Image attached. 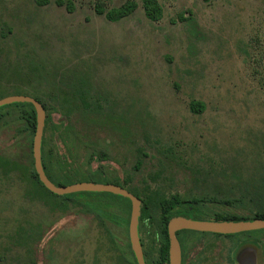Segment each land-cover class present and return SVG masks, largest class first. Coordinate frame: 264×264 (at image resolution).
<instances>
[{
  "label": "rangeland",
  "instance_id": "1",
  "mask_svg": "<svg viewBox=\"0 0 264 264\" xmlns=\"http://www.w3.org/2000/svg\"><path fill=\"white\" fill-rule=\"evenodd\" d=\"M99 1L112 8L127 0H0L2 26L12 29L2 42L0 97L50 100L75 88L99 100L113 122L99 133L101 140L108 136L103 148L91 145V164L110 177L130 176L127 188L140 197L148 187L217 200L240 188L261 190L264 0H159L158 21L146 16L141 0L131 15L110 21L96 12ZM192 100L202 101L204 111L192 112ZM1 114L0 154L28 164L24 122L13 107ZM52 119L66 122L58 111ZM93 196H54L17 173L0 174V264H128L127 200L108 192L99 195L108 204L99 206ZM207 207L192 218L239 211ZM101 208L108 211L105 226L95 216ZM202 236L213 246L200 264H230L238 240L263 238L264 229ZM246 253L241 264H264L262 248Z\"/></svg>",
  "mask_w": 264,
  "mask_h": 264
},
{
  "label": "trees",
  "instance_id": "2",
  "mask_svg": "<svg viewBox=\"0 0 264 264\" xmlns=\"http://www.w3.org/2000/svg\"><path fill=\"white\" fill-rule=\"evenodd\" d=\"M38 3H47L49 0H36ZM142 6L146 16L152 21H158L163 17L164 8L159 0H141ZM58 4L62 5L63 0H58ZM138 8V3L134 0H127L123 4L117 7L107 8L103 2H97L95 9L99 15H104L110 21H119L125 17L131 15ZM10 27L3 28L0 21V55L3 52L2 42L11 32ZM2 88V86L0 85ZM70 96V97H69ZM79 96V97H77ZM5 96H1L3 98ZM38 99L45 108L46 111V124L44 129L43 141H42V163L47 176L57 185L65 186L82 181H94L102 183H114L127 188L132 182V178L127 176L125 180L119 179L118 176L110 177L106 172L104 166H98L93 168L91 161L94 156V152L90 151L91 145L97 143L103 148L100 142L99 133L105 129H109L112 124L111 116L103 113L102 104L99 100H89L86 91H77L72 89L71 93L66 96H59L56 98L35 97ZM13 107L15 109V116L17 119L24 122L23 130L29 137V154L30 160L28 164H21L17 160L8 156L0 154V174L2 176H9L17 173L21 178L26 180L31 179L33 182H37L48 193L54 196H72L76 193L57 195L47 189L40 181L39 175L35 169L34 157H33V138L37 126V114L35 107L32 103L18 102L1 106L0 108L7 109ZM205 104L199 100H192L190 103V110L194 113H200L204 111ZM58 111L65 117L66 122L56 123L52 119V113ZM11 114V112H10ZM4 115H0V119ZM48 131H50L48 133ZM108 135V134H107ZM101 140L105 143L108 141V136H103ZM109 141L110 138H109ZM64 150L61 152L60 144ZM100 142V143H99ZM93 144V145H94ZM139 153L147 155V152H142L139 149ZM104 154V153H103ZM142 162L138 159L135 165V170L140 168ZM128 189V188H127ZM130 190V189H128ZM142 200L141 215L139 218V231L141 232L140 238L143 245V251L145 261L147 264H169V245L170 239L168 234V222L171 218L179 215H187L192 213H201L204 210H209V204H222L226 207L233 209H239V211L219 210L214 214L209 213V220H254L257 218L264 219V185L261 186V190L255 191L251 188L238 189L237 191H229L227 194L217 198L207 197H190L184 198L178 194L167 195L162 191L150 190V187L146 189ZM131 191V190H130ZM132 192V191H131ZM89 194H96L95 200H91L92 203L108 204L104 199L99 196L108 192H83ZM221 194V193H219ZM99 196V197H98ZM127 200L128 206L126 209L127 217L125 222L127 224V234L129 237V222L131 215V200L124 196L118 195ZM185 203H191L192 205L200 208L196 212L189 211L184 208ZM102 207V206H101ZM107 207V206H106ZM99 211V210H98ZM107 210L103 208L99 212L95 213V216L100 219L101 225H106ZM104 218V219H103ZM98 219V220H99ZM196 219H199L196 217ZM205 220V219H203ZM255 231L242 232L238 234H219L212 233L216 237L223 236H235L245 233H253ZM142 233L146 235V238L142 236ZM207 232H199L194 230H180L177 232L178 238H180L182 245V258L183 264H185L188 255L198 247L199 244H206L210 240L203 239L202 234ZM28 239L33 240L34 235L32 232H28ZM257 242V246L264 248V237L251 239ZM128 247L132 253L133 259H130L124 253L123 258L128 264H138L134 252L131 248L130 239ZM264 252V249H263ZM202 252H197V259L199 261ZM224 262L220 261L219 264ZM230 264H235L234 257H230Z\"/></svg>",
  "mask_w": 264,
  "mask_h": 264
},
{
  "label": "water",
  "instance_id": "3",
  "mask_svg": "<svg viewBox=\"0 0 264 264\" xmlns=\"http://www.w3.org/2000/svg\"><path fill=\"white\" fill-rule=\"evenodd\" d=\"M28 102L35 107L37 126L33 138V157L35 169L40 181L51 192L57 195H66L77 192H109L124 196L131 200L132 208L129 222V239L138 264H147L145 261L143 245L139 235V218L141 215L142 200L127 188L114 184L94 181H82L65 186L55 184L46 174L42 163V141L46 124V111L44 105L30 95L16 94L0 99V107L12 103ZM264 229V219L254 220H201L186 216H175L168 222L169 264H182V248L177 237L180 230H194L199 232L219 233L224 235Z\"/></svg>",
  "mask_w": 264,
  "mask_h": 264
},
{
  "label": "flooded vegetation",
  "instance_id": "4",
  "mask_svg": "<svg viewBox=\"0 0 264 264\" xmlns=\"http://www.w3.org/2000/svg\"><path fill=\"white\" fill-rule=\"evenodd\" d=\"M106 130V129H105ZM108 130V129H107ZM184 208L185 209H187V210H189V211H191V212H193V211H197L198 209H200V208H198V207H196V206H194V205H192L191 203H185L184 205ZM192 215H193V213L192 214H189V216H187V215H181V216H186V217H191L192 218ZM194 219H196V218H194ZM202 220V219H201ZM139 235H141V232L139 231ZM178 237V236H177ZM179 239V241H180V238H178ZM212 241V240H211ZM208 243H213V242H207L206 244H203L202 245V247H201V252H202V254H201V256H200V260L199 261H196V259H197V256L195 255V256H193V257H191V254H192V252L188 255V257H187V260H186V262H185V264H200V263H202V260H203V253L205 252V253H208V251H210L211 250V247L213 246V244H211V245H208ZM257 242H255V241H253V240H249V238H243V239H241V240H238V243H237V249H236V252L234 253V262H235V264H241L242 262H241V258L242 257H245L246 256V249H249L251 246H257V244H256ZM180 244H181V241H180ZM257 247H259V248H261V246H257ZM181 248H182V245H181ZM264 249V248H263ZM263 249H262V251H263ZM263 254H264V252H263ZM216 261H219V260H217L219 257L218 256H216V257H213ZM244 259V258H243ZM206 261H209L210 260V258H206L205 259ZM241 262V263H240ZM212 263V262H211ZM182 264H183V258H182ZM216 264H219V262L218 263H216Z\"/></svg>",
  "mask_w": 264,
  "mask_h": 264
}]
</instances>
